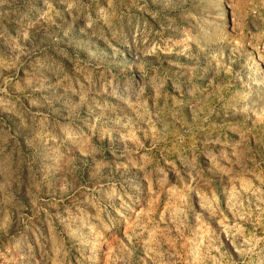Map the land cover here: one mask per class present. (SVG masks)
<instances>
[{
  "label": "rangeland",
  "instance_id": "obj_1",
  "mask_svg": "<svg viewBox=\"0 0 264 264\" xmlns=\"http://www.w3.org/2000/svg\"><path fill=\"white\" fill-rule=\"evenodd\" d=\"M0 264H264V0H0Z\"/></svg>",
  "mask_w": 264,
  "mask_h": 264
}]
</instances>
